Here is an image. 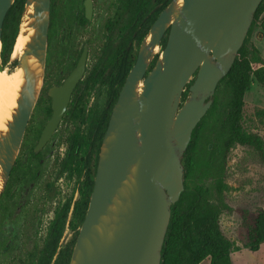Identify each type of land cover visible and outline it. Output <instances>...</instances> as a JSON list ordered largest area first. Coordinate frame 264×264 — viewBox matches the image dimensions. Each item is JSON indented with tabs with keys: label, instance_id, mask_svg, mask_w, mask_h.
Instances as JSON below:
<instances>
[{
	"label": "water",
	"instance_id": "1",
	"mask_svg": "<svg viewBox=\"0 0 264 264\" xmlns=\"http://www.w3.org/2000/svg\"><path fill=\"white\" fill-rule=\"evenodd\" d=\"M14 1L0 0V51L2 24ZM178 1L171 0L150 27L112 108L69 264L161 262L171 210L184 191L183 154L193 129L212 105L217 84L231 69L262 0H181L180 5ZM29 6L32 35L16 63L24 84L7 130L0 132V195L44 73L50 0H25L20 24ZM166 31L165 46L147 72ZM85 51L64 84L50 92L53 114L36 149L60 121L82 77ZM31 57L38 63V74L28 65ZM3 69L0 64V72Z\"/></svg>",
	"mask_w": 264,
	"mask_h": 264
},
{
	"label": "trees",
	"instance_id": "2",
	"mask_svg": "<svg viewBox=\"0 0 264 264\" xmlns=\"http://www.w3.org/2000/svg\"><path fill=\"white\" fill-rule=\"evenodd\" d=\"M170 1L158 0V3L163 2L161 7L164 8ZM24 4L25 0H15L4 18L0 51L3 66L11 57ZM138 10H141V18L137 23L130 25L126 40L121 48L106 60L107 64L103 68L99 70L98 67H95L80 82L87 92L99 81L107 83L110 100L109 108L105 111L102 121L96 122V124L94 122L97 132L93 173L88 176L80 198L73 205L69 220L70 229L74 233L73 237L65 246H60L71 203V199H69L55 211L45 241L40 247L35 246L33 250H30L27 257L19 258L18 264H69L93 189L99 148L107 128L111 109L134 64L131 48H127L128 43L132 40V34L136 30L138 31L139 23L142 30L139 38L137 33L136 39L137 42H140L147 32L150 22L156 17L153 15L149 21L145 22L143 18L147 16L150 8L133 9L135 16ZM263 13L264 0L261 1L254 14L247 36L231 69L217 84L211 107L192 131L190 142L182 157L184 191L171 210L170 222L162 245L160 264H199L207 258L209 264H233L231 260L233 242L223 235L219 225L222 211H232L222 202V195L226 189L224 173L227 156L235 145L252 148L264 163L263 140L257 134L245 131L241 123L244 95L249 89L252 79L264 87V59L259 50L250 43V37ZM107 65L109 66L108 73L103 76ZM97 74L99 75L96 76ZM191 83L185 88L182 103L189 94ZM81 104L79 101L73 104L68 110V114L78 113V108L80 112H83L85 106ZM257 115H264V112H258ZM197 144L202 145L206 153L204 159L199 163L195 161L194 157V148ZM198 173L200 180L211 181L217 202H211L201 186L191 185L194 176ZM9 184L10 180L1 193L0 199L9 191ZM235 211L240 217L237 233L242 248L252 253L257 252L264 243V209L256 211L235 209Z\"/></svg>",
	"mask_w": 264,
	"mask_h": 264
},
{
	"label": "flooded vegetation",
	"instance_id": "3",
	"mask_svg": "<svg viewBox=\"0 0 264 264\" xmlns=\"http://www.w3.org/2000/svg\"><path fill=\"white\" fill-rule=\"evenodd\" d=\"M162 3H158V0H50L42 85L8 178V181L10 180L9 191L0 199V211L7 210L8 205L12 203L17 208L23 207L22 217L23 219H29L32 216L31 211L35 210V205L32 206V209H29L31 206L29 200L25 199L22 204L17 202V193L15 194L14 192L18 186H24L23 195H28L29 189L42 178L45 189V202L53 205L52 210L48 214V222L43 241L46 239L55 211L69 199H71V203L65 230L66 228H70L69 220L71 219L73 205L80 198L81 191L88 176H91L93 173L95 135L97 132V128L94 127V122L96 124V122L102 121L105 111L109 108L110 99L107 83L99 81L87 92L80 82L95 67H98L99 70L103 68L107 64L106 60L110 56H113L114 52H117L124 44L130 25L137 23L141 18V10H138L135 16L133 9L148 7L150 11L143 18V21H149L153 15L156 16L155 19L150 22L143 39L137 42V33L139 38L142 30L139 23L138 31L136 30L132 34V40L127 46V48H131V55L134 56L135 63L142 41L160 12L165 8L161 7ZM167 33L168 31L165 32L161 39L159 46L161 49L165 46ZM83 34H86V37H82L81 35ZM78 37L84 39L80 47H78ZM135 46L138 47L137 51L134 50ZM84 51L85 65L82 77L74 86L69 96L66 109L49 139L40 149H36L43 130L53 114V98L50 92L64 84L67 77L76 67ZM158 57L159 54L156 52L153 60L149 64L147 72L153 68ZM89 59H91L92 63L90 68L87 66ZM108 70L109 66L107 65L103 76L108 73ZM97 87L105 88L104 100L98 106L93 104V92ZM76 101L84 104L83 112H80L78 108V113L68 114V110L73 104L77 103ZM59 130H61V135L58 140V145H61L62 152L51 156L52 160L46 170L44 169V162L48 155H45L44 150L48 145L52 144L53 138ZM64 179L75 180L78 188L75 189L73 198L72 196L65 198L59 205H56V186ZM17 211L18 213L20 212L19 209ZM45 214L46 211L41 210L38 220L39 224H41ZM6 250L7 247L4 248L3 254ZM4 258L0 261V264H18L19 258L21 257L17 261H12L14 258Z\"/></svg>",
	"mask_w": 264,
	"mask_h": 264
},
{
	"label": "rangeland",
	"instance_id": "4",
	"mask_svg": "<svg viewBox=\"0 0 264 264\" xmlns=\"http://www.w3.org/2000/svg\"><path fill=\"white\" fill-rule=\"evenodd\" d=\"M81 36L86 37V34ZM78 39V47H80L84 39L81 37H78ZM250 43L259 50L264 59V13L255 26L250 37ZM156 48L154 55L156 52L159 54L162 51L159 46ZM134 50L137 51L138 47L135 46ZM16 63L17 60H12L9 57L4 67L9 68L13 72ZM0 64H2L1 60ZM91 64V59H89L87 66L90 68ZM104 96L105 88H95L93 92V104L96 106L102 104ZM261 111L264 112V87L252 79L251 85L244 95L241 123L245 131L257 134L264 143V115H257ZM61 130L55 134L52 144L48 145L44 150L45 155H48L44 162V169L46 170L52 160L51 156L62 152L61 145H58ZM205 155L204 147L197 144L194 148L195 161L199 163L204 159ZM224 183L226 189L222 195V202L230 207L232 211H222L219 225L223 235L233 242L232 263L264 264V243L257 252H249L242 248L237 233L240 217L235 209H245L248 211L264 209V163L252 148L235 145L230 150L226 160ZM191 185L201 186L206 191L209 200L217 202L211 181L200 180L199 173L194 176V181H192ZM56 188V205H59L65 198L74 197V192L78 188V185L73 179H64ZM24 189V186H18L14 192L15 194L17 193L16 201L22 204L25 199L29 200L31 202L29 209H32V206L35 205V210L31 211L32 216L29 219H23V207L17 208L12 203L8 205L7 210L0 211V261L5 259L4 257L8 259L14 258L12 261H17L19 257L23 259L27 257L30 250H33L35 246L40 247L43 243L48 214L52 210L53 205L45 202V189L42 178L29 189L28 195H23ZM24 196L26 197L23 198ZM17 209L20 210L19 213ZM41 210H45L46 214L43 216L41 224H39L38 220ZM73 234L70 228H66L61 238L60 246H65L72 239ZM5 247H7V250L3 254ZM199 264H209V259L207 258Z\"/></svg>",
	"mask_w": 264,
	"mask_h": 264
},
{
	"label": "bare ground",
	"instance_id": "5",
	"mask_svg": "<svg viewBox=\"0 0 264 264\" xmlns=\"http://www.w3.org/2000/svg\"><path fill=\"white\" fill-rule=\"evenodd\" d=\"M181 0L178 1V5ZM32 13V6L27 7L25 15L19 27V33L16 38L11 59L17 60L23 53L26 44L32 35V29L28 27L30 19L27 15ZM157 48H155L154 52ZM28 65L34 74L39 73L38 63L34 58L28 59ZM24 84L23 71L21 68L15 67L12 72L9 68H4L0 72V132L7 130V122L11 120L14 109L16 108V100L19 96V91ZM1 187V185H0Z\"/></svg>",
	"mask_w": 264,
	"mask_h": 264
}]
</instances>
